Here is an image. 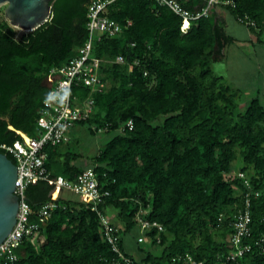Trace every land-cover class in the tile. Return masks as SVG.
I'll list each match as a JSON object with an SVG mask.
<instances>
[{"label": "trees", "instance_id": "trees-1", "mask_svg": "<svg viewBox=\"0 0 264 264\" xmlns=\"http://www.w3.org/2000/svg\"><path fill=\"white\" fill-rule=\"evenodd\" d=\"M91 1L52 0V19L30 32L18 34L8 20L0 23V152L14 163L1 145L39 136L37 121L49 89L46 79L52 69L76 57L87 40ZM231 1L235 7L223 9L238 22L244 16L254 20L256 27H245L260 34L264 0ZM181 2L188 9L203 4ZM109 16L132 24L116 37L96 41L93 55L108 60L101 67L107 87L92 94L93 113L79 123L88 124L91 133H96L93 126H108L107 132L113 133L91 166L110 192L101 208L105 213L108 207L117 211L124 224L121 248L130 257L124 233L139 227L141 212L165 228L161 233L144 231L152 247L162 248L159 255L143 250L147 264H169L172 256L184 253L213 260L228 252L230 221L243 207L242 180L227 176L239 155L244 162L241 172L252 166V185L264 186V104L255 96L240 109L217 89L231 88L220 85L221 77L212 75V68L214 56L233 39L214 15L183 31L181 18L156 0H118ZM118 55L124 56V63L114 62ZM136 60L140 64L135 66ZM73 94L85 98L90 91L80 87ZM130 119L134 128L122 129ZM58 147H47L46 166L54 177L73 182L83 169L70 166V160L60 161ZM56 193L47 181L28 186L30 221L41 223V241L38 247L25 241L11 264H109L113 251L102 239L100 221L88 204L57 200L49 218L38 217L41 206ZM250 211L255 239L264 235V194L252 197ZM217 234L223 242L214 239ZM240 263L264 264V253L253 250Z\"/></svg>", "mask_w": 264, "mask_h": 264}, {"label": "built area", "instance_id": "built-area-1", "mask_svg": "<svg viewBox=\"0 0 264 264\" xmlns=\"http://www.w3.org/2000/svg\"><path fill=\"white\" fill-rule=\"evenodd\" d=\"M118 0H92L88 5V37L79 48L78 55L68 64L56 67L50 71L49 77L54 81L49 86L46 97L42 102L41 115L37 124L40 130L38 137L22 136V140L12 145H1L15 158L17 167V180L15 194L19 198V208L16 223L12 231L0 244V264H11L19 258L16 250L25 242L33 243L41 231V223L30 221L33 210L26 197L27 188L37 181H47L54 185L57 191L67 189L81 196L87 201L90 208L96 212L100 221L102 239L111 247L113 255L109 264H136L134 259L126 255L121 248V231L111 222L101 206L110 197V192L104 189L92 167L81 172L72 182L63 176L54 177L46 166L49 146H59L69 140L70 130L81 122L90 119L94 110L93 93L106 89L101 67L107 59L93 55L94 45L101 37L113 38L120 35L124 28L130 26L131 21L125 25L109 16L110 7ZM160 6L167 7L182 20L181 30L187 31L192 23L210 17L217 8L230 5L235 7L231 0H203L200 7L186 8L181 0H156ZM239 22L249 27H256V22L248 16L239 19ZM114 62L124 63L125 58L118 55ZM135 61L134 65H139ZM147 74V72H145ZM80 87L89 89L90 94L80 98L73 94V90ZM134 122L128 120L122 129L132 130ZM96 133L107 132L108 126L92 128ZM237 178L242 180L245 192L243 193V207L237 211L230 221L233 233L227 239L228 252L217 254L213 260L196 259L191 253L177 254L171 257L169 264H241L242 258L257 250L264 253V235L253 238L251 199L264 194V186L255 188L244 172H238ZM58 207L56 199L44 203L38 211L40 219L49 218L54 209ZM139 227L143 231L157 229V233L165 231L164 226L156 220L146 219L141 212L137 215ZM219 222H223L224 214H220ZM141 236L138 241L144 242ZM160 242V238L157 239ZM155 264V263H153Z\"/></svg>", "mask_w": 264, "mask_h": 264}, {"label": "rangeland", "instance_id": "rangeland-1", "mask_svg": "<svg viewBox=\"0 0 264 264\" xmlns=\"http://www.w3.org/2000/svg\"><path fill=\"white\" fill-rule=\"evenodd\" d=\"M7 5V3H3L0 5V23L3 20H7L5 17V9ZM226 11L229 14V18L234 17L228 10ZM227 20H229V30L235 31L236 35L238 36L239 44L236 42L235 44L229 43V46L226 50L225 60H221L223 56V52L221 50L217 55L214 56L215 62L213 63L212 75L219 77L224 76L219 80L220 85L231 86L230 90L228 91L222 90L221 88L217 89L219 91H223L225 95L232 97L234 101L239 105L240 109H243L246 102H248L255 96H259L261 102L264 104V29L260 34H258L246 29L245 25L241 24L237 20H234V22L231 19ZM16 29L18 30V34L24 32L21 29ZM245 30H248V34H250V37H252L251 40H248V34L246 35L247 40L243 39L241 32H244ZM124 68H126L127 71L130 70L128 66H124ZM254 84L256 85L257 89L259 88V93H254L255 89L252 88ZM112 135V132L91 133L88 124H79L73 136L74 142H78H72L68 149L70 150V152H74L76 150L80 151L84 147L89 152H91V155L94 156L106 145ZM243 166L244 162L239 155L234 162V168L232 172L230 174H227V176L234 175L236 177L237 173L241 171ZM245 173L249 178L255 176V171L252 166H250L245 171ZM236 189L237 194L241 193V190L239 188ZM115 222L119 225V227L120 225L124 226L121 218L119 217L115 219ZM136 234H143V230L140 227H135L130 232L124 233V237L130 239L131 235L136 236ZM214 239L218 243L224 241V239L219 234L215 235ZM148 243L149 241L146 240L144 244V250L150 249L151 252L155 255H159L161 253V247L158 246L154 249H151Z\"/></svg>", "mask_w": 264, "mask_h": 264}, {"label": "water", "instance_id": "water-1", "mask_svg": "<svg viewBox=\"0 0 264 264\" xmlns=\"http://www.w3.org/2000/svg\"><path fill=\"white\" fill-rule=\"evenodd\" d=\"M52 0H0L7 3L5 17L15 28L30 32L52 19ZM16 164L0 152V244L12 231L19 208L15 194Z\"/></svg>", "mask_w": 264, "mask_h": 264}, {"label": "crops", "instance_id": "crops-1", "mask_svg": "<svg viewBox=\"0 0 264 264\" xmlns=\"http://www.w3.org/2000/svg\"><path fill=\"white\" fill-rule=\"evenodd\" d=\"M212 15L215 16V19L218 22H220L221 24H223V26H224V28L226 30V34L229 36V38L233 39V41L231 43L232 44H235V42L238 43V41H239L238 40V36L236 35L235 31L229 30L230 29L229 28V24H228V21L229 20H227V19H231L234 22V20L236 21L235 17H232L233 19L231 17L229 18V14L223 8H217L213 12ZM246 29H248V28H246ZM248 30H245L244 32H241L243 39H246L247 40V36L246 35L249 33V32H247ZM248 35H249L248 40L249 39L251 40L252 37H250V34H248ZM228 46H229V43L226 44L222 48L221 51L223 52V56H222L221 60H225L226 50H227ZM220 77L222 78L224 76H220ZM53 81H54V77H48L46 79V84L48 86H50ZM229 81H230V79H229ZM252 88L255 89L254 90L255 91L254 93H257L259 91L258 90L259 88L257 89L255 84H254V86ZM78 125L74 126L70 130V132H69V140L67 142L63 143L62 145H59L57 158L60 161H62V160H65V161L66 160H70V162H69V165L70 166H74V167L77 166V167H80L81 169L85 170V169L90 168L92 166V164H93V157L96 154L94 156L91 155V152H89L84 147L80 151L76 150L74 152H70V150L68 149V147L70 146V144L72 142H74L73 136H74V134L76 132V129H77ZM77 142L78 141H76L74 143H77ZM73 155H75V156H73ZM54 199H56V200H68V201H72V202H74L75 204H78V205H81V204H85L86 205L87 204V201L85 199H83L81 196H79V195L75 194L74 192H72L70 190H67V189H63V190L57 191V193L54 196ZM106 213H107V215H110L108 217L111 220V222L114 223L116 226L119 227V225L115 222V219H117V217H119L117 211L114 210V208L108 207L106 209ZM122 227H124V226L120 225L119 228H122ZM141 236H144V231H143V234H141V235L140 234L139 235L136 234V236L135 235H131L130 236V239H127L125 237L124 238V248H125V251L129 255H131V257H133L136 261L143 262V264L144 263L147 264V262H145V256H146V254L143 253V252H145L143 250L145 248L144 244H145L146 240L149 241V239L145 238V240H144L143 243H139L138 242V239ZM39 241H41V240H40L39 235H38V237L35 239V241L32 244L34 246L38 247L39 246ZM148 244H149V246H151L150 241H149ZM154 248H156V246H153V247L151 246V249H154Z\"/></svg>", "mask_w": 264, "mask_h": 264}]
</instances>
